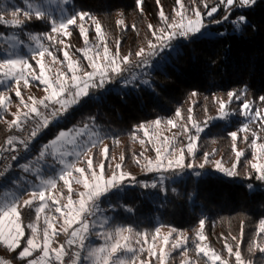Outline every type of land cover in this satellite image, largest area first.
<instances>
[{"label":"trees","instance_id":"trees-1","mask_svg":"<svg viewBox=\"0 0 264 264\" xmlns=\"http://www.w3.org/2000/svg\"><path fill=\"white\" fill-rule=\"evenodd\" d=\"M69 1L68 10L72 14L88 13L101 24L102 31L107 35L106 43L110 46L109 49L115 51L118 41L121 55L133 53L132 61L137 59L134 53L145 46L149 39H153L148 25L152 24L157 28L163 26L159 16L161 7L170 21L179 9L176 0H159V3L157 0H142L140 5L137 0ZM205 2L208 8L204 7ZM184 3L188 9L199 8L205 22L222 21L209 26L211 35H196L182 41L174 39L171 48H166L156 55L155 60L158 63L154 64L155 60L151 58L153 56H149L151 60L144 67H134L132 63L127 65L120 76L121 80L115 85L106 83L103 89H90L89 95L74 106L70 115L63 119L58 127L53 126L41 132L27 155L13 163L4 180L0 182V192L7 188L15 190L20 197L27 193L29 180L27 177L23 180L22 175L31 173L18 167L24 161L31 165V169L41 171L43 177L55 176L57 169L54 166L46 169L42 167L44 164L34 161L38 160L37 148L40 143L50 141L60 129L82 127L84 124L96 126L109 149L105 173H111L113 163L117 160L122 164V169L136 174L145 160L144 155H154V148L160 144L153 145L148 137L145 138V131H142L140 125L157 134L156 138L160 139L163 131H167L171 137L174 133L181 132V125L186 124L189 133L177 136L174 141L186 145L188 135H195L192 122H196L203 127V131L196 141L195 155L186 154L185 164L204 163L205 153H209L208 157L211 159L204 164L205 168L183 172L179 176L166 172L163 173L166 174L163 178L153 173L139 174L135 182L123 185L119 191L101 198V207L112 216L105 229L131 226L136 232L147 233L148 239L157 228L175 229V236L178 233L187 237V253L198 264H209L205 257L197 254L195 250L197 232L202 231L208 247L228 259L229 264H235V257H229L226 243L234 250L235 245L239 243L247 264H264V252L260 251V248L264 247V233H259V221L264 219V181L256 179L257 173L251 168L255 155L260 156V153L258 149L252 150L251 133L241 134L239 131L243 124L239 112L241 101L233 100L228 104L226 110L231 114L220 118L219 106L215 99L219 97L227 101L229 91L244 93L243 100L252 101V108L264 112V103L259 100L260 96H264V0H256L251 8L233 11L227 20L223 19L228 15L223 5L216 13L207 15L219 0H196L195 4L192 0H184ZM9 7V4H2L0 1V10ZM241 14L247 17V23L241 25L238 30L233 21ZM6 19L10 17L6 15ZM120 20L124 22L122 25L117 23ZM11 31L25 42L29 41V32L40 34L50 31V27L48 23L41 21H33L22 29L0 25V34L8 35ZM70 32L71 35L66 38L67 48L70 52L81 55L82 52L77 49L85 48L86 45L79 26L72 25ZM87 35L88 43L96 40L93 29L87 30ZM47 43L50 45L49 41ZM6 47L7 44L0 38V53L1 49ZM53 47L57 48L54 54L62 59V50H58L62 49L61 45ZM30 63L35 66L31 59ZM50 73L51 77H54L57 72ZM134 75L138 77L133 79ZM144 80H148L149 84H144ZM123 81L131 82L126 84ZM43 86L38 81H31L28 88L21 87L22 95L39 99V91ZM193 92L197 95L193 96ZM9 95L13 105L20 103L14 92ZM190 108L193 117L191 122L187 119ZM177 109L181 112L180 118L175 116ZM0 117L1 157L10 149L6 144L7 138L11 136L18 140L20 128H9L5 122L14 118L8 108H0ZM169 119L176 121V128L167 124ZM157 120L161 122L159 127H155L156 124L153 123ZM250 129L257 133V144L264 143V125L261 122L252 124ZM233 131L238 133L236 141L229 135ZM245 136L248 137L247 140L244 139ZM236 151L243 152L238 160ZM121 155L124 157L122 162ZM215 160L230 168L236 164L237 174L228 176L210 166V162ZM261 162H264V158H261ZM108 165H112V168ZM151 181L155 182L156 187H151ZM17 182H24L26 185L19 188ZM143 184H148L149 187L145 188ZM62 185L63 182L57 178V188L62 190L61 194H68L67 187ZM249 185L252 187L249 188ZM72 194L74 195V191ZM35 215L34 205L22 209L23 223L35 221ZM201 220L205 222L203 229L200 228ZM57 237L55 241L59 243H65L68 238L62 234ZM233 237H236V240H233ZM253 241L259 247L253 245ZM54 244L58 246V243ZM182 252L183 250H173L167 263L180 264ZM82 254L83 251L81 256ZM146 254L147 252L142 253L141 259H145ZM0 258L11 261V264H21L16 254L8 251L3 244H0ZM151 260L152 264H158L154 258Z\"/></svg>","mask_w":264,"mask_h":264},{"label":"snow or ice","instance_id":"snow-or-ice-1","mask_svg":"<svg viewBox=\"0 0 264 264\" xmlns=\"http://www.w3.org/2000/svg\"><path fill=\"white\" fill-rule=\"evenodd\" d=\"M66 2L67 0H65ZM23 3L26 5V8L13 7L10 11L0 10V25L22 29L33 21H41L48 23L50 27V31L40 34L29 32L27 34V38L34 41L36 45V47L31 49L32 55L30 58L16 54L14 51H6L4 58H0V84L7 81L12 82L7 92L14 91L15 96L19 98L20 105L24 109L21 110L20 105H18L17 112L12 113L14 118L11 121L5 122L9 128H22L29 120H32L34 123L28 139L20 140V143L26 149L28 141L36 138L41 132L53 126L58 127L60 122L70 115L74 106L78 105L84 97L89 95L90 89L103 88L108 81L114 78L113 74L121 75L126 70V66L133 63L131 59L133 53L121 55L118 41L116 50L114 52L110 50L107 46L105 35L102 32V26L98 21H95V26L99 43L93 45L91 48L88 47L87 30L83 26V21L86 17H89L88 13L78 12L72 15L61 16L57 19L44 10L42 6L32 2V0H23ZM141 3L142 0H137L138 5ZM157 3H159V0H157ZM176 3L179 6V10L175 12V17L171 21L161 7L159 16L163 26L157 28L152 24L148 25L153 39H149L146 47H141L134 53L135 57L138 58L136 61L137 67L148 65L149 56L158 55L164 49L171 48L174 39L179 37L188 39L201 33L204 25L199 8L192 7L188 9L184 0H176ZM192 3L195 4L196 0H192ZM255 3L256 0H219L216 6L210 8L207 15L211 16L213 13H216L218 8L223 5L226 12H228V15H225L223 19L227 20L233 11L251 8ZM204 7L208 8L206 2L204 3ZM6 11L10 14L11 19H6ZM189 11L191 12V17L188 15ZM177 17L179 18L178 20L176 19ZM78 21L80 22L78 25L79 30L84 37L86 47L77 49V51L83 53V58L88 62L87 67L82 66L79 60H73L68 51H63L64 59L59 61V63L63 64L67 61V71H59L54 77H49L46 75L45 56L50 57L53 62L58 61V57L54 55L51 48L55 45H64V40L58 39V37L61 35L70 36L69 26L77 25ZM117 23L122 25L124 22L120 20ZM233 23L239 30L241 25L247 23V17L241 14ZM133 27L135 26L133 25ZM44 40L49 41L50 45L46 46L43 42ZM22 44H24L23 39L13 38L8 48L15 49L17 45ZM89 52H94V54L89 55ZM30 59L35 60L36 65H38V73L32 63H30ZM33 80L45 86L46 95L39 99L29 95L27 100H25L21 87L28 88L30 82ZM130 82L125 81L126 84ZM143 83L149 84V81L144 80ZM192 95L195 96L197 94L193 92ZM242 95L244 93L229 91L227 93V101L216 97V103L219 106V117H228L231 114L226 110L228 104L233 100L241 101ZM10 100L11 97L6 92L0 91V108L7 110ZM259 100L264 103V96H260ZM252 107V101L247 99L242 100L240 114L258 118L261 124L264 125V112L261 109H256L253 114ZM42 109L48 111H42ZM188 111L189 116L187 119L191 122L193 121L191 115L192 109L190 108ZM175 116L181 117L179 109H177ZM209 119H212V117H209ZM153 123L159 125L161 122L157 120ZM167 124L172 128L177 127V123L173 119L167 120ZM140 127L143 128L144 126L140 125ZM181 128V132L174 133L171 137H165L162 144L154 148V159L145 157V163L142 165L144 170L159 172L162 170L168 171L170 169L195 167L192 163L185 164V151L189 155H195L196 140L203 131V127L199 123L192 122L195 135H188V143L186 145L178 144V142L174 143L177 136L187 135L190 131L186 124L181 125ZM239 131L249 132V124H244ZM145 135H147L146 129ZM229 135L233 141H236L238 136L236 131L231 132ZM251 135L254 138L252 146L258 149L260 153V156L256 157L257 162L251 163V168L257 173L256 179L264 181V162H260L261 158H264V143L257 144V133L255 131H251ZM85 136L88 138L82 140L81 138ZM244 139L247 140L248 137L245 136ZM16 140V137L10 136L7 138L6 144L10 146L11 150H15ZM68 145L78 150L68 151ZM233 148L235 149V143L233 144ZM93 149H97L101 156L100 163L96 166L93 164L94 155H90L93 153ZM208 155L209 153H205L204 163L199 164L200 168H204V164L208 162ZM242 155V151H236L237 160ZM47 156L53 157L58 160L60 165H63L58 173V179L63 181V184L68 187L67 203L62 204L59 199L51 195L52 190L57 188V179L51 176L47 178L40 177L39 185L31 192L28 199L21 200L16 197L0 201V244L6 246L8 251L15 253L16 258L21 261V264H65L64 257L69 255L65 244L68 246L76 245L78 248L77 251L72 253V259L68 261V264H79L82 251L87 252L84 259L91 260V264H152L151 259H141V254L145 252H147L148 257L154 258L158 264H167L166 257L169 255V252L166 249L169 248V238L172 232L176 231L175 229H172L167 235L162 237L163 244L159 247L158 251L155 242L160 235V228L155 230V234L151 237L153 243L147 249L144 245L148 243V234L136 232L131 226H118L112 230H103L107 223V219L105 218L104 222L98 225L102 231H94L97 227V221L90 220L89 218L101 212V198L119 191L126 181L135 182V177L130 172L122 170L121 163H116L114 168H112V165H108V167L112 168V171L110 174L105 173V161L109 159V149L108 145L103 143V139L98 132L89 131L88 124H84L80 128L60 129L50 141L42 145L37 159H44ZM68 156H75L76 160L67 161L65 158ZM84 158H87L86 168L78 167L77 163ZM11 159L15 160L17 157L12 156ZM111 159H115V157H111ZM123 159L124 157L121 155L120 161L122 162ZM136 162L139 164V159ZM10 167L9 165L3 172H0V182L4 180L5 174ZM21 167L25 172L31 170V165L27 163L21 165ZM215 167L225 172L228 176L237 174L235 171L236 164H233L232 168L228 169L223 167L221 161H216ZM74 173H78L79 175L74 176ZM72 179L77 184H82L83 186V191L77 193L78 198L76 200L72 198ZM143 187L147 188L149 185L143 184ZM151 187H156V184L153 183ZM251 187L249 185V188ZM46 193H48L47 196ZM37 201L39 203L35 206V221L24 224L22 209L33 207ZM49 201H51L54 212L63 218V224L59 229L56 228V218L50 214V211H47L49 210ZM41 213H45L43 227L38 226ZM199 223L200 228L203 229L204 220H201ZM60 232L65 233L68 237L65 243L54 241V238ZM259 233H264V219L259 221ZM92 235L102 238L105 243L86 248L85 242ZM197 236L201 242L206 240L202 231H198ZM133 239H135L136 244L140 245L139 248L133 247L130 243ZM233 240H236V237H233ZM54 242L58 243L57 247H53ZM186 242L187 237L181 234L176 238L175 242L171 243L170 247L171 249L180 248ZM252 244L259 247L255 241ZM225 248L229 257H235V264H246L239 243L235 245V250L227 243L225 244ZM249 250H251V245ZM260 251L264 252V247H261ZM37 252L39 255H34ZM196 252L197 254L202 253L211 264H217V262L219 264H229L228 259L222 257L206 244L202 246L201 243H197ZM125 253H131V255L127 256ZM184 253H187L186 248L184 249ZM0 264H11V261L0 258ZM181 264H185V262L182 261Z\"/></svg>","mask_w":264,"mask_h":264},{"label":"rangeland","instance_id":"rangeland-1","mask_svg":"<svg viewBox=\"0 0 264 264\" xmlns=\"http://www.w3.org/2000/svg\"><path fill=\"white\" fill-rule=\"evenodd\" d=\"M1 1V3L2 4H5V3H7V4H9L10 5V7H9V9L8 8H4V10H11V8H13V7H22V8H26V5L23 3V0H0ZM32 2H34V3H36V4H39L40 6H42V8L44 9V10H46L48 13H50L53 17H55V18H57V19H59L61 16H67V15H72V13L68 10L69 9V4H70V1L69 0H67V2L65 3V0H32ZM4 7V6H3ZM179 10V9H178ZM6 15H8L9 17H10V19H11V16H10V14H8V12L6 11ZM188 15L191 17V14H190V11H189V13H188ZM177 20L179 19L178 17L176 18ZM95 19L93 18V17H91V16H89V17H86L85 18V20L83 21V26H84V28L86 29V30H89V29H93L94 30V34L96 35V40H94V41H91L92 43H88V47H92L93 45H95V44H97V43H99V38H98V36H97V31H96V26H95ZM202 21H203V25H204V27L202 28V30H201V33H199V34H197V35H203V34H207V35H211L212 34V32H211V30H209V26L210 25H213V24H218L217 23V21H219V23L222 21V20H217V21H213V22H205L204 20H203V18H202ZM79 21L77 22V25H79ZM72 26V25H71ZM71 26H69V31H70V27ZM103 32V31H102ZM104 33V32H103ZM104 35H105V33H104ZM68 36H59L58 37V39H63L64 40V45H61V48H62V54H63V51H68L69 52V55H70V57L73 59V60H79V62H80V64L82 65V66H84V67H87V60H85L84 58H83V53H81V55H78V54H74L73 52H70L69 51V49L67 48V47H65V45H66V38H67ZM0 38H2V40L4 41V44H7V47L6 48H2L1 49V53H0V58H4V55H5V52L6 51H14L16 54H19V55H22V56H25L26 58H29V56L31 57V55H32V52H31V49L32 48H34V47H36V45H35V42L34 41H31V40H29V41H25L24 42V44H22V45H17V47L15 48V49H10V48H8V45L10 44V43H12V41H13V38H18L17 37V35H16V33L13 31H11L8 35H3V34H0ZM107 39V35H105V40ZM189 39V38H188ZM175 40H179V41H182V40H187V39H185V38H183V37H179V38H177V39H175ZM44 42V44L46 45V46H49V44L47 43L48 41L47 40H44L43 41ZM59 46V45H58ZM110 47V46H109ZM142 47H146V45L145 46H142ZM51 50L53 51V53L57 50V48L56 47H52L51 48ZM114 52V51H113ZM94 54V52H89V55H93ZM55 55V54H54ZM81 56V57H80ZM80 58H82V59H80ZM152 58V60H155V58H156V55L155 56H153V57H151ZM64 58H62V59H60L59 57H58V61H56V62H53L52 60H51V58L50 57H47V56H45V58H44V62H45V65H46V75H48L49 77H51V73H50V71L51 72H59V71H67V67H66V65H67V61H65L63 64H61V63H59V61H61V60H63ZM138 59V58H137ZM137 59L136 60H133V63H132V65L134 66V67H137L134 63L137 61ZM148 60L150 61L151 59L148 57ZM33 61V63H34V65L35 66H33L34 68H36V70H37V73H38V65H36V62H35V60H32ZM152 62V61H151ZM155 63H158V62H156V60H155V62H154V64ZM33 65V64H32ZM137 71H139V70H137ZM134 72H136V71H134ZM140 72V71H139ZM114 75V78L111 80V81H108L107 83H110V84H112V85H115L116 83H117V81L118 80H121V78H120V76L121 75H115V74H113ZM138 75H139V73H138ZM138 75H136L137 77H138ZM136 76L134 75L133 77H135L136 78ZM120 78V79H119ZM33 82H35V80H33ZM123 82H125V81H123ZM122 84H124V83H122ZM11 85V82L10 81H7V82H5V83H2V84H0V91H4V92H6V94L7 95H9L11 92H7V89H8V87ZM104 88V87H103ZM102 88V89H103ZM45 86H43V88H41L40 89V94H39V98H42L43 96H45L46 95V93H45ZM12 92H14V91H12ZM10 96V95H9ZM25 98V100H27V98L26 97H24ZM242 100H243V98H242ZM242 100H241V103H242ZM18 105H20V103L19 104H16V105H13L12 103H11V101H10V103H8V105H7V108H8V110H10V112L11 113H14V112H17V106ZM241 105V104H240ZM20 108H21V110H24L23 109V106L22 105H20ZM255 110H256V108H252V113L254 114L255 113ZM239 112H240V109H239ZM240 116H242V120H243V124H242V126L244 125V124H249V129H250V126L252 125V124H257V123H260V120L258 119V118H252L251 116H245V115H241L240 114ZM89 125V131H96V132H98L99 134H100V131H99V129L96 127V126H92L91 124H88ZM160 125H155V127H159ZM241 126V127H242ZM77 128H80V127H77ZM146 129V128H145ZM145 129H144V127H143V129H142V131H145ZM146 130H148V129H146ZM170 131V130H169ZM152 131L150 130V131H147V135H145V138L146 137H148L149 139H150V141H151V143L154 145V144H156V143H160V144H162V142H163V140H164V138L165 137H169V133L167 132V131H163L162 132V138H156V136H157V134H154V133H151ZM241 132V131H240ZM248 133H251V129H250V131L249 132H247V133H245V132H242L241 134H248ZM145 134V133H144ZM101 136V135H100ZM37 137H39V135L37 136ZM36 137V138H37ZM88 137L87 136H85V137H83V138H81L82 140H85V139H87ZM143 138V137H142ZM141 138V139H142ZM252 139H254V138H252V137H250V140H252ZM257 140V139H256ZM197 141V140H196ZM104 144H106V145H108L107 143H105V142H103ZM188 143V142H187ZM34 144V143H33ZM44 144V142H41L40 143V145H39V147L37 148L38 149V154H39V151H40V149H41V147H42V145ZM160 144H159V146H160ZM32 147V146H31ZM101 147H103V145H101ZM67 150L68 151H74V150H78V149H74L73 148V146H71V145H68L67 146ZM252 150H254V151H256L257 149L256 148H254L253 146H252ZM189 155L186 151H185V155ZM90 155H94V159H93V164H94V166H96V165H98L99 163H100V160H101V156H100V153H99V151L97 150V149H93V153H91ZM148 155H149V157H148ZM145 157H148V158H155V153H154V155H150L149 153H146V155H144ZM192 156V155H191ZM37 157H38V155H37ZM256 157H257V155H255V157H254V163L255 162H257V159H256ZM67 161H75L76 160V157L75 156H68V157H66L65 158ZM86 159L87 158H84L83 160H81L80 162H78L77 163V166L78 167H85L86 168ZM211 159V157L209 156L208 157V161ZM216 161H218V160H215L214 162H210V166H214L215 167V162ZM34 162H36V163H39V162H41L42 164H44V166H42L43 168L45 167L46 169L48 168V167H52V166H54L55 167V169H57V172H56V170H55V172H56V174H55V176L54 175H50L51 177H53V178H58V173H59V171H60V169L63 167V165H60L59 163H58V160H56V159H54L53 157H51V156H47V157H45L44 159H38V160H35ZM260 162H261V160H260ZM116 163H119V162H117V160H115L114 161V163H113V165L115 166V164ZM145 163V160L143 161V164ZM24 164H26V161L24 162ZM28 164V163H27ZM142 164V165H143ZM186 164H188V163H186ZM192 164H194L195 165V167H193V168H187V167H185V168H183V169H170V170H168V171H159V172H157V171H152V172H149V171H146V170H144L143 168H142V166H141V169L136 173V174H134V173H131L134 177H135V180H136V178H137V176L140 174V175H149V174H154V175H158V176H161L162 178L166 175V174H163V173H166V172H173L174 174H175V176H179L180 174H183V172H187V171H193V170H197V169H204V168H200L199 167V164L198 163H192ZM222 165H223V167H225V168H228V169H231L230 167H227L226 166V164H223V163H221ZM216 168V167H215ZM40 169V168H39ZM217 169V168H216ZM123 171H125V172H128L127 170H124V169H122ZM30 173H31V175H22V178H23V180H26V177H27V180H29V184H28V191H27V193L24 195V196H22V197H20V195L18 194V193H16V191L15 190H10V189H7L6 188V190H3L2 192H0V201H3V200H5V199H12V198H16V197H18V198H20L21 200H24V199H28V198H30V194H31V192L32 191H34L35 190V188H36V186L37 185H39V183H40V177H43L42 176V172L41 171H38V170H36V168L35 169H31L30 171H29ZM223 173H225V172H223ZM107 174V173H106ZM110 174V173H109ZM226 174V173H225ZM74 176H78L79 174L78 173H74L73 174ZM34 176V177H33ZM49 177V176H48ZM34 178H35V180H34ZM43 178H47V177H43ZM71 179V178H70ZM63 182V181H62ZM152 183H155L154 181H151ZM17 183H19V188H24V185H26L24 182L23 183H20V182H17ZM132 182H129V181H126L125 182V184L124 185H128V184H131ZM22 184H23V186H22ZM3 186H4V183H3ZM62 186H64L65 188H66V186L63 184ZM19 188H16V189H19ZM71 188L73 189V191H74V195H76V196H74L73 194H72V198H73V200H76L77 198H78V196H77V193L79 192V191H83V186H82V184H77L76 182H75V180L74 179H72L71 180ZM67 189H68V187H67ZM60 190L61 189H59V188H56V189H54V190H52V193H51V195L53 196V197H55L56 199H59L60 201H61V203L63 204V203H67V197H68V194H67V192H65L64 194H61V192H60ZM62 191V190H61ZM48 195V193H46V196ZM76 197V198H75ZM38 201L37 202H35L34 203V208H35V206H37L38 205ZM100 207H101V205H100ZM47 211H50V214L51 215H53L55 218H56V228L57 229H59L60 227H61V225L63 224V218L62 217H60V215L58 214V213H55L54 212V208H52V205H51V201H49V210H47ZM44 215H45V213H41V217H40V220H39V222H38V226L39 227H43V218H44ZM111 215L110 214H107L105 211H104V209L101 207V212L100 213H98L96 216H94V217H90L89 219L90 220H96L97 221V227L94 229V231H102V229L101 228H99V224L100 223H103L104 222V220H105V218L107 219V223L105 224V226H104V229L103 230H106L105 228H106V225L108 224V222L110 221V219H111ZM35 219H36V215H35ZM160 235L157 237V240H156V248H157V251H158V249H159V247L163 244V239H162V237L163 236H165V235H167L171 230H169V229H164V228H160ZM60 234H62V235H66L65 233H63V232H60L59 233V235ZM153 234H155V231H154V233ZM152 234V235H153ZM151 235V236H152ZM203 235H204V233H203ZM67 236V235H66ZM180 235H178V233H176V236H175V232H172V235H171V237L169 238V248L168 249H166V251H168L169 252V255L166 257V262L168 261V258H169V256H170V253L173 251V250H183V252L181 253V261H180V264H181V262L182 261H184L185 262V264H198L188 253H184V249L186 248L187 249V247H188V242H186L185 244H183L180 248H176V249H171V247H170V245H171V243H173V242H175V240H176V238L177 237H179ZM56 238H58L57 236L54 238V241L55 240H57ZM86 243V248H90V247H93V246H99V245H101V244H103V243H105V241L102 239V238H100V237H97V236H95V235H92V236H90V238L85 242ZM130 243L133 245V247H136V248H139L140 247V245H138V244H136V242H135V239H133L132 241H130ZM153 242H152V239H151V237H150V239H148V243L147 244H145L144 245V247L147 249L148 247H149V245L150 244H152ZM197 243H201V245L203 246V245H208L207 244V242H206V240L205 241H203V242H201V241H199V239L197 238V241L194 243V245H195V250H196V244ZM53 247H56V245L53 243ZM87 255V252L86 251H83V254H82V256H81V260H80V264H91V260H85L84 259V256H86ZM125 255H127V256H130L131 255V253H125ZM201 255H203L202 253H201ZM145 259H151L150 257H148V254H146V258ZM205 260L209 263V264H211V262L210 261H208L207 260V258L205 257ZM234 261H235V259H234ZM217 263H219V262H217ZM168 264V263H167ZM247 264V263H246Z\"/></svg>","mask_w":264,"mask_h":264},{"label":"built area","instance_id":"built-area-1","mask_svg":"<svg viewBox=\"0 0 264 264\" xmlns=\"http://www.w3.org/2000/svg\"><path fill=\"white\" fill-rule=\"evenodd\" d=\"M134 64L136 65V62ZM42 111H48V110L42 109ZM33 126H34L33 121L29 120L26 124L23 125L22 128L19 129L20 136H19V139L17 140V142L15 143V150H11V148H10V149L6 150L3 153V155L0 157V172H3L5 170V168L8 167L9 165L12 167V165L15 161H17L18 159L27 155L29 148L33 145L36 138L28 141V147L26 149H25L24 145L20 143V140H27L28 139L29 133H30L31 129L33 128ZM12 156H16L17 159L12 160L11 159ZM65 247H66L69 255L64 257V260H65V264H68V261L70 259H72V253L77 251L78 248L76 245H72V246L66 245Z\"/></svg>","mask_w":264,"mask_h":264},{"label":"crops","instance_id":"crops-1","mask_svg":"<svg viewBox=\"0 0 264 264\" xmlns=\"http://www.w3.org/2000/svg\"><path fill=\"white\" fill-rule=\"evenodd\" d=\"M25 162V161H24ZM24 162H21L18 167L21 168L23 170V168L21 167V165H24ZM24 171V170H23Z\"/></svg>","mask_w":264,"mask_h":264}]
</instances>
